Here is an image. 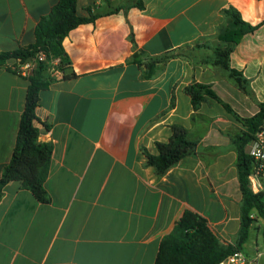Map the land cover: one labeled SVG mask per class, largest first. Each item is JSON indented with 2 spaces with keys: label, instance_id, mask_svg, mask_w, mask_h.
<instances>
[{
  "label": "crops",
  "instance_id": "obj_1",
  "mask_svg": "<svg viewBox=\"0 0 264 264\" xmlns=\"http://www.w3.org/2000/svg\"><path fill=\"white\" fill-rule=\"evenodd\" d=\"M137 1L78 0L80 16L89 8L102 15L66 36L77 77L52 72L57 80L40 92L36 109L39 141L53 148L44 184L49 201H38L20 182L5 186L0 264H155L185 211L235 244L242 193L234 139L245 128L212 98L195 110L185 89L210 86L242 118L259 112L264 0H141L142 9ZM57 2L0 0V54L33 45L39 22ZM230 9L259 26L230 55L252 95L213 64L215 48L234 28L224 13ZM169 54L183 56L159 61ZM15 61L0 67V177L13 156L29 87L10 68ZM174 125L197 147L159 176L144 150L157 155L156 144L170 140ZM252 242L251 234L243 250L249 256L258 248Z\"/></svg>",
  "mask_w": 264,
  "mask_h": 264
},
{
  "label": "trees",
  "instance_id": "obj_2",
  "mask_svg": "<svg viewBox=\"0 0 264 264\" xmlns=\"http://www.w3.org/2000/svg\"><path fill=\"white\" fill-rule=\"evenodd\" d=\"M135 5L143 8L141 0H138ZM87 11L89 15L82 17L78 13V0H58L50 14L39 22L35 32V43L13 52L1 53L0 67L6 66L10 60L14 59L26 61L41 51L47 55L49 61L60 60L56 70L62 73V79L76 78L77 75L71 70L72 62L64 49L63 42L72 30L83 24L94 23L102 15L95 14L91 8ZM118 11L119 9H115L112 12ZM224 13L232 18L234 28L225 32L223 45L215 48L213 64L226 70L241 90L252 95L247 79L241 72L231 67L230 55L243 36L254 32L259 26H252L243 21L235 9ZM131 38L135 42L133 35ZM178 56L183 55L169 54L159 61L163 62ZM139 57L138 53L134 55V59ZM50 69L49 62L39 63L33 77L28 79L27 100L21 116L13 156L0 177V199L7 184L20 182L22 187L31 191L38 201L43 203L49 201L44 184L49 173L53 148L51 144L39 141V130L35 126V121L40 92L57 80ZM185 91L190 96L195 110H198L208 97L212 98L245 128L234 139L242 193L241 226L235 244H226L214 234L205 218L192 211H185L174 230L162 240L155 264H219L236 250H244V245L250 239L252 227L256 221L252 217L253 214L264 220V194H254L250 189L249 176L253 171L254 159L247 152V146L264 123V103L259 105V112L256 115L242 118L208 85L194 83ZM156 147L157 155H152L147 150H144V154L148 166L154 168L159 176H163L184 157L193 154L197 143L189 139L188 132L183 126L174 125L170 140L166 143H157Z\"/></svg>",
  "mask_w": 264,
  "mask_h": 264
},
{
  "label": "built area",
  "instance_id": "obj_3",
  "mask_svg": "<svg viewBox=\"0 0 264 264\" xmlns=\"http://www.w3.org/2000/svg\"><path fill=\"white\" fill-rule=\"evenodd\" d=\"M59 61V59L49 61L47 55L40 51L35 57L26 61L17 59L10 68L21 77L29 79L35 74L39 63L49 62L53 73L60 75V72L56 70ZM247 152L254 159L253 171L249 176L250 189L254 194H264V123L249 143ZM262 256L258 248L253 256H249L242 250H236L219 264H259Z\"/></svg>",
  "mask_w": 264,
  "mask_h": 264
},
{
  "label": "rangeland",
  "instance_id": "obj_4",
  "mask_svg": "<svg viewBox=\"0 0 264 264\" xmlns=\"http://www.w3.org/2000/svg\"><path fill=\"white\" fill-rule=\"evenodd\" d=\"M51 72L52 69H50ZM248 149V146H247ZM254 218L256 219V221L253 224L252 227V240H253V244L255 242V244L258 245V250L263 254L262 258L259 261V264H264V242H263V227H264V220L261 218H258L256 216V214H253ZM247 252V250H246Z\"/></svg>",
  "mask_w": 264,
  "mask_h": 264
}]
</instances>
